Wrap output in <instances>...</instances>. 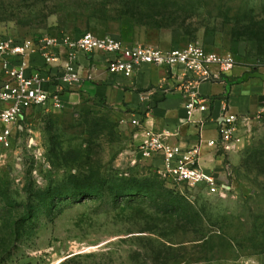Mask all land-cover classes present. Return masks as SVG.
Masks as SVG:
<instances>
[{
	"label": "rangeland",
	"instance_id": "obj_1",
	"mask_svg": "<svg viewBox=\"0 0 264 264\" xmlns=\"http://www.w3.org/2000/svg\"><path fill=\"white\" fill-rule=\"evenodd\" d=\"M125 15L169 20L112 21ZM87 32L163 49L196 43L264 71V0H0V40ZM76 87L52 91L0 142V264H264V114L220 148L222 193L208 194L130 152L132 116ZM133 180L161 187H123Z\"/></svg>",
	"mask_w": 264,
	"mask_h": 264
},
{
	"label": "built area",
	"instance_id": "obj_2",
	"mask_svg": "<svg viewBox=\"0 0 264 264\" xmlns=\"http://www.w3.org/2000/svg\"><path fill=\"white\" fill-rule=\"evenodd\" d=\"M93 53L108 57V70L112 73L132 75L143 64L181 68L194 86L221 81L236 67L231 55L210 51L196 43L184 48L163 49L155 45L128 44L118 37L98 36L92 32L79 37L3 38L0 40V124L3 126L0 142L9 146L13 127L19 119L51 99L52 91L48 88L51 77L57 78L59 88L81 84L84 77L80 56ZM45 66L50 67V73L43 69ZM262 114L264 104L258 116ZM246 119L225 110L219 120V139L209 141V145L233 148L239 138L240 122ZM133 124L141 123L134 119ZM145 133L146 140L138 145L136 153L145 159L162 154L161 172L165 177L174 183L204 189L208 194L222 193L216 174L201 166V146L185 148L172 143L167 131L148 128Z\"/></svg>",
	"mask_w": 264,
	"mask_h": 264
},
{
	"label": "crops",
	"instance_id": "obj_3",
	"mask_svg": "<svg viewBox=\"0 0 264 264\" xmlns=\"http://www.w3.org/2000/svg\"><path fill=\"white\" fill-rule=\"evenodd\" d=\"M107 58L100 53L81 55L84 80L76 89L105 98L133 120H140V125L132 127L130 152L134 154L146 140V129L167 131L172 143L185 148L201 146V166L218 173L225 153H219L221 145L210 146L209 141L219 139L222 113L229 110L246 117L240 125L247 124L259 115L264 104V71L236 66L221 81L194 86L181 68L143 64L132 75L117 74L108 70ZM43 69L50 73L49 66ZM48 88L54 91L58 85L50 82ZM76 89L72 96L79 94ZM150 162L163 167L162 154L154 155Z\"/></svg>",
	"mask_w": 264,
	"mask_h": 264
},
{
	"label": "trees",
	"instance_id": "obj_4",
	"mask_svg": "<svg viewBox=\"0 0 264 264\" xmlns=\"http://www.w3.org/2000/svg\"><path fill=\"white\" fill-rule=\"evenodd\" d=\"M138 4H141L145 7L148 8V10H154V9H157L159 7V5L157 3H151V2H145V3H138ZM135 9H139V7L137 6H134ZM125 16H128L126 18H118V19H112V21H118V22H121L122 24H125V23H128V24H132L136 27V26H142V27H148V26H151V24H158V25H161V26H165L164 24H166V21L169 20V17L168 16H162L160 18H151V20L147 21L145 20L144 18H135L133 17L132 15H125ZM153 21V23H151ZM86 181V180H85ZM78 182L80 188L79 189V192H81L82 194H89V193H92V191L90 190V186H91V181L89 180L88 182ZM87 184H85V183ZM123 184V187L124 188H129V190L133 191V190H142L144 188H149V189H152V190H159V188L161 187V184L160 183H156L155 185H143V184H140V181H137V180H133V181H123L122 182ZM121 184V185H122ZM140 184V185H139ZM163 185H162V190H163ZM168 197H173L172 194H169ZM177 198V197H176Z\"/></svg>",
	"mask_w": 264,
	"mask_h": 264
}]
</instances>
